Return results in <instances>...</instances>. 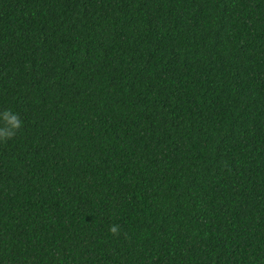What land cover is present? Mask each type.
Returning <instances> with one entry per match:
<instances>
[{"label": "trees", "instance_id": "16d2710c", "mask_svg": "<svg viewBox=\"0 0 264 264\" xmlns=\"http://www.w3.org/2000/svg\"><path fill=\"white\" fill-rule=\"evenodd\" d=\"M6 112L0 264H264V0H0Z\"/></svg>", "mask_w": 264, "mask_h": 264}, {"label": "clouds", "instance_id": "9594fccd", "mask_svg": "<svg viewBox=\"0 0 264 264\" xmlns=\"http://www.w3.org/2000/svg\"><path fill=\"white\" fill-rule=\"evenodd\" d=\"M2 118L7 120L9 124L11 125V130L0 129V140H5L11 137L14 134L15 130L22 127V121H19L18 118L10 112L4 113ZM111 231L115 233L117 231L116 227L113 226L111 228Z\"/></svg>", "mask_w": 264, "mask_h": 264}]
</instances>
